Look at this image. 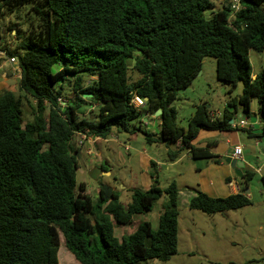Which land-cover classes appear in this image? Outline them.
I'll return each mask as SVG.
<instances>
[{"label": "trees", "instance_id": "obj_1", "mask_svg": "<svg viewBox=\"0 0 264 264\" xmlns=\"http://www.w3.org/2000/svg\"><path fill=\"white\" fill-rule=\"evenodd\" d=\"M226 1L214 10L210 0H0L3 12L28 6V17L36 20L25 31L12 23L18 51L4 49L17 58L20 94H0V264H59V234L80 264L167 261L176 253V183L163 189L157 183L135 187L126 204L114 191L104 198L100 188L93 199L83 182L76 184L79 149L73 136L87 131L106 139L114 130L139 131L148 143L176 142V150L167 152L172 161L185 148L193 160L211 158L217 156L211 145L192 144L197 133L239 130L229 120L240 113L248 117L256 98L260 132L241 129L263 137L264 67L252 74L248 54L264 53V0H238L233 14L232 0ZM205 57L215 59L219 81L242 82V92L228 99L216 118L199 101L185 130L176 123L172 102L191 84ZM130 59L139 76L133 81ZM133 94L145 98L143 108L130 103ZM22 99L29 102L30 121H23ZM157 109L162 111L158 133L135 124L141 111ZM260 179L264 186V175ZM162 194L166 199L157 228L138 220L132 231L116 236V226L131 225ZM249 202L245 188L224 197L196 190L188 208L212 214Z\"/></svg>", "mask_w": 264, "mask_h": 264}, {"label": "rangeland", "instance_id": "obj_2", "mask_svg": "<svg viewBox=\"0 0 264 264\" xmlns=\"http://www.w3.org/2000/svg\"><path fill=\"white\" fill-rule=\"evenodd\" d=\"M210 1L214 10H218L227 4L226 0ZM27 9L28 6L9 14L0 8V94L6 90L12 91L16 95L20 94L19 78L17 73H12V64L9 61L11 55L4 49L7 48L11 52L18 51L19 39L16 35L17 32L12 30V23H17L23 31L29 28V21L36 24L34 18L28 17ZM205 14L208 15L209 10ZM248 57L252 74L258 73L264 67V53L249 50ZM127 63L128 73L133 81L139 76L133 68L134 61L130 59ZM215 67V59L205 57L201 63L200 74L193 78L188 87L180 90L177 99L172 102L176 109V123L185 130L187 129L188 117L194 112L195 105L199 101L206 102L210 111L218 110L222 113L227 100L232 96L240 95L242 92V82L232 86L219 81L216 77ZM8 71H10L9 76L7 75ZM22 101L23 121H30L32 113L29 102L26 99H22ZM87 108L88 106H85L80 111L82 112ZM90 112H95V110H90ZM245 118L249 121L260 118L256 98L251 99L250 115ZM238 119L239 117H235V120ZM145 120L147 124H145ZM135 124H139L142 130L151 133H158L159 131L157 118L154 117L153 119L150 115L146 116L142 111ZM237 131L243 152H252L250 155L245 154L248 160H245L246 165L242 169V177L239 178L232 174L239 184L240 191H244V188L248 189L247 193L250 200L249 204L237 209L206 214L199 210L189 209L186 200L182 199L187 192L199 190L196 164L205 165L206 162L212 164L211 170H208L206 166L207 169L201 168L200 173L202 177L206 175L204 178L207 181L211 179L218 181L221 178L218 171L220 166L230 168L225 162V157L213 156L193 160L190 157V152L185 148L180 152L181 155L184 154L181 163H173L174 161L169 158L167 152L168 150H176L178 147L176 142L169 144L148 143L139 131L131 134L114 130L106 138L107 141L102 139L95 141L92 147L93 158L100 162L101 166L103 165V170H101L100 165L91 161L92 156L86 154L84 147H81L79 157L76 156L78 163L76 184L83 182L87 194L94 198L97 197L101 185L108 186L119 195L123 204L129 201L131 189L135 187L144 189L153 183H157L163 189L171 181H174L179 189L182 188V185H186L183 188L186 190L180 195L182 198L178 204L176 253L167 261L147 259L138 264H247L254 260H260L264 264V186L259 174L251 169V167L259 166L254 155L261 160L264 159V154L260 151L264 144L261 146L255 144L256 138L249 136L246 130L239 129ZM204 132L217 131L204 130L202 133ZM203 141L204 139L200 138L197 133L192 144L197 145L196 143ZM125 144L129 146V150H125L123 147ZM208 145H211L210 152L212 154H223V152H218L223 151V149L219 144L216 145V142H210ZM225 152L226 150H224V154ZM149 158L154 161L151 165L148 164ZM92 164L96 166L92 167ZM91 168H95L92 173L89 172ZM261 170L264 173V168ZM183 172L185 175L182 174ZM244 182H247L246 186ZM209 195L219 197L214 190ZM165 199V194H162L154 203L152 210L136 217L131 225L116 226V236L120 238L122 234L128 232L127 230H131L139 221L143 220L149 221L154 229L157 228L158 211ZM59 239V264H80L65 247L61 234H59Z\"/></svg>", "mask_w": 264, "mask_h": 264}, {"label": "crops", "instance_id": "obj_3", "mask_svg": "<svg viewBox=\"0 0 264 264\" xmlns=\"http://www.w3.org/2000/svg\"><path fill=\"white\" fill-rule=\"evenodd\" d=\"M2 65H4V64L2 63ZM7 75L9 76V74H7ZM9 79H10V77H9ZM148 115H150V117L153 118V119H154V117L157 118V125L160 124V119L158 118V116H155V114H147L146 116H148ZM240 115H243V113L242 114L241 113L240 114H236L234 116V120H235V117H239ZM257 119H254L252 121L247 120L251 124V126H249V128L252 130V132L254 134H258L260 132V128L262 126V122H261L260 118H257ZM154 121H156V120H154ZM203 131L204 130H200L199 133H198V136L200 138H203L204 141L203 142H200V143H196L197 145H195V146H203L204 144L207 145L210 142H216V145L219 144L221 146V148L223 149V151H218V152H223V154L222 153L215 154V155H217L219 157L220 156H223V157L228 156L230 154V153L229 154L227 153V150L229 148H232L233 149L234 146H241L240 137L238 135V131L237 130H227V131H217V132H210V133L209 132L208 133H205L204 132V133H202ZM255 144H257L258 146H261L262 144H264V136H263L262 139H260V138L257 139L256 138ZM86 145L87 146H91V144H86ZM224 150H226L225 154H224ZM260 151L264 154V147H261L260 148ZM245 154H249L250 155V154H252V152H250V151H244V152H242V156L241 157H242V159H244V161L245 160H248ZM183 155H181L173 163H181V161H182L181 159H182ZM254 157H255L256 162L259 165V166L255 167V168L256 169L257 168H260L259 169L260 172L257 173V174H259V176L261 177L262 175H264V173L261 170L262 168H264V159L261 160L260 158L256 157V155H254ZM92 162L93 163H96V165H100V167H101V163L100 162H97V160L92 161ZM151 162L154 163L153 159L149 158L148 159V164L151 165ZM96 165L95 164H92L91 166L94 167ZM206 166H207L208 170H211L212 167H213L212 164H208L207 162L205 163V165L196 164V170H197V175H198V177H197L198 178L197 185L199 187V190L203 191L204 193H206L208 195L211 194L212 190H214L218 194L219 197H224V196H227L229 194H233V193H236L237 192L236 190H233L231 187L227 186V181L229 179H232L233 178L232 174H234V171L229 166V164H228V167H230L229 169L226 166H223V165L220 166V169L218 171L221 174V178L218 179V181L212 180V179L210 181H207L204 178V177H206V175L204 177H202V175L200 173V169L201 168L207 169ZM182 174L185 175V172H183ZM185 186L186 185H182V188L179 189L178 202L182 198L180 195L186 190V189H183V188H185ZM112 191H113V189H112ZM86 193H87V191H86ZM193 194H194V191L193 190L190 191V192H187V194H185V197L182 198V199L183 200H186V202L188 204V199ZM92 198H94V197H92ZM160 213H161V205H160V210L158 211V217H159ZM114 232H115V229H114Z\"/></svg>", "mask_w": 264, "mask_h": 264}, {"label": "built area", "instance_id": "obj_4", "mask_svg": "<svg viewBox=\"0 0 264 264\" xmlns=\"http://www.w3.org/2000/svg\"><path fill=\"white\" fill-rule=\"evenodd\" d=\"M231 14H233L238 8H239V4H238V0H232L231 1ZM9 61L12 65H14L13 67V71L15 73L19 72V68L17 65V61L15 57H11L9 58ZM130 103L136 108L139 109L144 105V98L133 94L132 98L130 99ZM210 116L212 118H216V117H220L221 113L218 110L215 111H210ZM249 126H251V124L247 121L246 118L244 117H239L238 120L236 121H232L231 122V127L236 129V128H248ZM101 138L99 137H94L91 134H89L87 131H79V132H75L74 134V143L76 145V147H84L85 144H93L95 141L99 140ZM104 141H106V139H102ZM125 148V150H129V146L127 144H125L123 146ZM86 154H89L90 156H92L91 160L94 161L93 158V150L91 147H86L85 149ZM242 148L241 146H234L233 147V152L230 155L232 158L235 159H240L242 156ZM259 169H257L256 171H258ZM228 186L231 187L233 190H237L238 189V185L237 182L234 179H231L228 181Z\"/></svg>", "mask_w": 264, "mask_h": 264}, {"label": "water", "instance_id": "obj_5", "mask_svg": "<svg viewBox=\"0 0 264 264\" xmlns=\"http://www.w3.org/2000/svg\"><path fill=\"white\" fill-rule=\"evenodd\" d=\"M200 74V71L196 74V76H198ZM161 109H157L156 112H155V115L158 116L161 114ZM232 122V119L229 120V123ZM233 152V149L232 148H229L227 150V153L229 154H232ZM76 156L79 157V150L77 151L76 153ZM225 162L227 164H229V166L233 169L234 171V174L241 178L243 173H242V169L244 168V162L242 159H235V158H232L231 156H226L225 158ZM95 168L91 169L89 172L92 173V170H94ZM100 189L102 190L103 192V197L104 198H107L109 199L111 197V194H112V189L108 186H105V185H101L100 186ZM245 192H248V189H245Z\"/></svg>", "mask_w": 264, "mask_h": 264}, {"label": "clouds", "instance_id": "obj_6", "mask_svg": "<svg viewBox=\"0 0 264 264\" xmlns=\"http://www.w3.org/2000/svg\"><path fill=\"white\" fill-rule=\"evenodd\" d=\"M11 58V57H10ZM16 58V57H15ZM16 61H17V58H16ZM17 65H18V63H17ZM13 67H14V65H12V70H13ZM19 68V67H18ZM8 74H10V71H8L7 72ZM12 73H15L14 71H12ZM17 76H18V78L20 77V71L16 74ZM137 95V94H136ZM139 96V95H138ZM144 104H145V98H144ZM144 107V105L141 107V108H143ZM140 109V108H139ZM155 114V113H154ZM145 115H147V114H145ZM221 115H222V113H221ZM156 116V115H155ZM159 116V115H158ZM239 117H244L245 118V116L244 115H240ZM232 121H236V120H234V119H232ZM145 124H147L146 123V120H145ZM249 128V127H248ZM241 129V128H240ZM100 138V137H99ZM101 139H103V138H101ZM108 139H106V141H107ZM73 142H74V136H73ZM95 143V142H94ZM93 143V144H94ZM75 144V143H74ZM93 144H91V146H87L86 144H85V146H84V152H85V149H86V147H91L92 148V146H93ZM76 146V145H75ZM78 149H79V153H80V149L81 148H79L78 147ZM243 151V150H242ZM86 153V152H85ZM231 154H229L228 156H230ZM226 158V157H225ZM240 159H242V157L240 158ZM243 160V162H244V166L246 165V162L244 161V159H242ZM95 161V160H94ZM251 169H253V171L255 172V173H259L260 171L258 170V171H256L257 169H260V168H253V167H251ZM232 179H234L235 180V178H232ZM229 180H231V179H229ZM236 181V180H235ZM237 182V181H236ZM228 183V182H227ZM237 185H238V189L236 190L237 192L238 191H240L239 190V184L237 183ZM247 193V192H246Z\"/></svg>", "mask_w": 264, "mask_h": 264}]
</instances>
